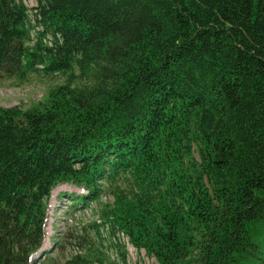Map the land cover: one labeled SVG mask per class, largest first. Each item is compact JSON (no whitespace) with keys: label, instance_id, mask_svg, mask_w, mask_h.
Returning <instances> with one entry per match:
<instances>
[{"label":"trees","instance_id":"16d2710c","mask_svg":"<svg viewBox=\"0 0 264 264\" xmlns=\"http://www.w3.org/2000/svg\"><path fill=\"white\" fill-rule=\"evenodd\" d=\"M35 2L0 0V79L62 80L0 105V264H129L122 234L158 264H264V0ZM65 183L97 216L42 250Z\"/></svg>","mask_w":264,"mask_h":264},{"label":"rangeland","instance_id":"374dc122","mask_svg":"<svg viewBox=\"0 0 264 264\" xmlns=\"http://www.w3.org/2000/svg\"><path fill=\"white\" fill-rule=\"evenodd\" d=\"M28 6L36 5L35 0H25ZM50 37L45 40H49ZM50 41V40H49ZM58 74L46 76L43 73H34L28 79L20 81L14 78L0 79V105L11 106L17 105L23 108L35 104L44 99L46 91L55 83L60 82L62 78ZM80 187L72 184H61L51 193L50 209L47 220L46 229L48 235L46 238V246L53 243L56 238L61 237L66 231L78 226L84 221L92 220L97 216V203L91 204L87 209L72 210L70 207V197L66 193L84 192ZM102 201H109L112 195L108 191H104ZM121 241L126 245L128 250L127 260L129 264H158L154 257L146 255L144 250H137L128 242V238L123 234ZM118 240V241H120ZM113 256L115 251L111 249ZM112 256V255H111Z\"/></svg>","mask_w":264,"mask_h":264}]
</instances>
